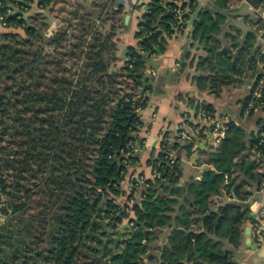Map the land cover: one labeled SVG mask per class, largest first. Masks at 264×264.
<instances>
[{"label": "trees", "instance_id": "trees-1", "mask_svg": "<svg viewBox=\"0 0 264 264\" xmlns=\"http://www.w3.org/2000/svg\"><path fill=\"white\" fill-rule=\"evenodd\" d=\"M34 1L39 9H47L56 0H0V17L6 24L0 32V188L9 197L1 210L6 216L10 207L13 214L32 207L38 210L21 216L24 223L28 222L24 231L14 229L11 218L8 224L0 225V264H142L148 244L156 238L155 230L172 221L176 228L169 244L162 248L161 264H235L233 251L223 247L222 239L227 238L235 247L240 245L241 226L249 209L232 202L209 211L208 200L219 195L222 188L246 200L250 191L242 192L245 185L255 181L261 186L264 173L256 172V162L264 163V143L260 144L264 127L247 137L242 127L233 123L227 126L219 146L206 152L215 170H206L201 180L189 183L180 215L171 214V205L177 202L172 195L180 192L176 185L180 172L179 164L169 162L171 137L167 134L158 156L149 160L162 177L147 180V189L135 203L131 201L133 195L122 190L129 167L139 160L129 155L143 143L136 135L143 126L138 110L146 107L145 94L153 88L151 79L142 72L157 50L165 49L167 36L183 32L196 0H182V10L189 9L182 22L171 0H152L146 7L136 34L138 45L127 48L124 68L134 88H143V97L123 92L119 78L124 74L115 73L105 62L103 53L108 50L110 36L103 40L95 35L93 44L81 49L86 52L88 75L82 80H77L78 72L65 76L68 68L45 48L35 50L41 37L56 49L63 43L64 33L51 38L41 36L24 14L13 15V8L25 11ZM218 1L222 9H229L230 0ZM204 23L196 22L193 36H205L218 28L217 23ZM248 36L251 39L252 35ZM250 49L248 44L234 62L227 56L222 63L223 79H215L214 85L227 84L228 80L223 81L230 78L226 73L238 71L236 63L243 62ZM214 51H210L212 62L216 58ZM260 61L264 68V54ZM101 75L104 78L98 79L93 88L92 79ZM203 108L211 117V106ZM254 151L262 154L256 162L248 156ZM10 170L17 174L16 185L8 182ZM235 170L246 179L237 182ZM31 171L36 172L26 177L25 173ZM32 178L33 188H27V200L19 201L16 197L23 187L21 181ZM133 183L137 186L139 182L134 179ZM124 197L127 198L120 200ZM120 224H128V238H113L109 233ZM193 226L204 229L198 231ZM111 243L124 247L116 252Z\"/></svg>", "mask_w": 264, "mask_h": 264}, {"label": "crops", "instance_id": "crops-1", "mask_svg": "<svg viewBox=\"0 0 264 264\" xmlns=\"http://www.w3.org/2000/svg\"><path fill=\"white\" fill-rule=\"evenodd\" d=\"M72 1H75L76 5H84L86 14L92 16V12L86 11L84 1ZM151 1L116 0L117 4L111 12H107V9L103 7L102 15L92 16L93 19H99L97 22H100V25L104 24V31L111 38L108 42L109 53L113 54L112 58L116 68L122 71L128 61L127 48L138 45L136 34L139 32L146 7ZM243 1L247 4L245 0ZM57 3L58 0L54 1L47 9H39L37 1H34L31 6L28 5L29 9L26 10L24 16L27 15L26 19L32 22L38 19V16L43 12L57 13L58 10H66L71 5L57 8ZM129 3H132L130 13H128ZM98 4L99 0L92 2L93 7ZM221 5L218 0H196L194 12L186 19L183 32L178 34L176 31L177 33L172 37L167 36L165 49L160 51V55L152 56L147 64L151 67V72L148 71L145 76L151 79L153 88L145 94L147 97L146 107L143 110H138L143 126L139 133H136L142 138L143 143L137 145L133 154L129 155L138 157L139 160L129 167L122 182V190L127 195H133L131 201H134L135 197H140L147 189L146 181L153 178V167L149 164V160L158 156L164 136L167 134L171 137V140L169 139L170 153L168 154L176 159L180 172L176 183L180 187V192L172 195L177 201L171 205V214L174 217L181 213L180 206L188 196L189 183L201 180L206 170H215V166L208 162L206 152L209 153L219 146L218 138L221 133L226 134L227 126L233 123L242 127L247 137L253 133L257 134L264 127L263 110L248 112L252 109L249 104L252 101L253 89L258 79L264 76L263 63L260 61L264 54V2L260 0L257 10L252 8L255 11L254 22L251 23L253 29L251 31L242 30L243 33L236 34L231 30V27L244 21L242 17L236 18L241 14L227 13L225 11L228 9H222ZM106 7L108 8V5ZM207 11L210 13L203 15ZM181 12V16H183L189 11L187 8ZM56 13L48 15L50 17L45 35L50 38L67 26L69 28L76 26L75 22L78 20L77 14H74L75 17L72 21L62 18ZM201 20L205 22L206 26L217 23L218 28L214 27L213 31L206 33L205 36H193L196 22ZM56 21L60 25L53 35H49L48 32ZM132 22L131 29H124ZM228 34L238 36L239 41L237 43L233 40L229 41ZM249 34L252 35L251 39H249ZM207 37H211L212 40ZM248 44L251 45V53L243 59V62L236 63L239 70L226 73L230 76L229 79L223 80L229 81L227 84L218 82L214 85L215 79H223L224 73L221 71L222 68L225 69V65H222L223 60L228 56L230 62H234L240 57L241 52L242 55L244 54L243 49ZM212 49L216 51V58L213 62L210 60ZM201 81L208 84L207 89L201 88ZM130 87L131 92L128 93H140L141 97L144 96L141 94L143 88L135 89L133 82ZM196 103L201 108L206 105L211 106L213 109V114L210 117L212 121L205 124L198 119L200 107L195 112ZM215 122L222 126V129L219 127L218 132H215ZM182 133L189 138L181 137ZM177 144L179 145L177 146ZM138 146H141V150ZM195 146L196 149H194ZM183 147L192 148L186 151ZM254 157L258 160L256 156ZM260 165L261 168L259 166L257 171L264 173V163L261 162ZM233 177H237V182L245 178L239 170H235ZM134 179L139 182L137 186L133 183ZM245 191H250V195L246 200H239L235 197L233 190L228 191L222 188L219 195L209 198L208 209L217 211L226 203L232 202L250 203V207L247 208L249 209L248 215L255 214L256 216L252 219L247 215V219L242 223L243 232L240 245L235 247L225 238L222 239L223 247L233 251L235 264H261L264 260V189L257 182L250 181V184L242 188V192ZM160 192L164 193L162 189ZM252 198L254 199L251 200ZM189 205L192 207L193 201H190ZM175 228L176 223L172 221L169 226L155 230L156 238L148 244L149 249L143 256L142 264H151V262L161 264L162 248L169 244V237ZM192 228L198 231L204 229L203 226H193ZM216 239L220 238L216 237ZM253 245H256L257 248L253 249Z\"/></svg>", "mask_w": 264, "mask_h": 264}, {"label": "rangeland", "instance_id": "rangeland-1", "mask_svg": "<svg viewBox=\"0 0 264 264\" xmlns=\"http://www.w3.org/2000/svg\"><path fill=\"white\" fill-rule=\"evenodd\" d=\"M78 1H80V0H78ZM81 1L85 2L86 11L89 10L90 12H92L93 17H99L100 15H102L101 13L103 11V7H105L107 9V12L108 11L111 12V10L117 4L116 0H99V4L97 6L93 7L92 2L95 0H81ZM107 5H108V8L106 7ZM67 6H69V7L66 10H58L57 13L56 12H46V13L43 12L40 16H38V19H36L35 21H32V23L39 29L40 35L43 36V35H45V31L47 30L46 29L47 28V22H48V18L50 17V16H48L49 14L54 15L56 13L58 16H60L62 18H67V19H70L72 21L74 19L73 17H75L74 14H77V17H78L77 22H75L76 26H72V28H69V26H67V27H65V29H63L60 32V33H64V40L60 46H58L56 49H53L51 46L47 45L43 41L44 37L43 38L41 37V39H38V42H36L35 50H37L36 48H40V49L45 48L47 53H49L52 58L57 57L58 59L63 61V65L68 68L67 73H64L65 76L71 77V75L74 72H78L77 80H82L83 78L87 77L88 75H86V73H85V66L87 65V61H86V59H84V54H86V52L82 53L81 49L83 48V50H84V47H89L90 45H92L95 35H97V36L100 35V36H102L103 40H106L109 34L105 33L104 24L101 23V25H100V22H97L99 19H93L92 16L90 17V15L86 14V12L84 11V8H83L84 5L83 6L82 5H76V2L72 1V0H58L57 8L67 7ZM228 6H229V9L226 10L225 12H227V13L228 12L229 13L235 12L236 14H241V15H237L236 18L238 19L239 17H242V19L244 20L241 24H240V22H238L237 25H232L231 30L235 34L236 33H243L242 30L251 31L253 29V26L251 25V23L254 22L253 14L255 15V13H254L255 11L252 10V7H250L248 4H245L243 0H230V3ZM108 14H110V13H108ZM132 25H133V22L131 23L130 26H125L124 29H131ZM100 31H102L103 33H97ZM0 32H1V29H0ZM228 35H229V37H228L229 41L233 40V42L235 41L236 43L239 41L238 36H231L230 34H228ZM109 50H110V48L108 49V51H106L107 53L106 52L103 53L105 62L109 63L111 70H113L115 73L122 74V75L124 74L121 78H119V81L121 83V85H119V86L122 88L123 92H131V87H130V85L132 84L131 80H129L127 77H125V74H126L125 71H122V70L116 68V65L114 63V59L112 58L113 54L109 53ZM72 54H74V55H72ZM125 61H127V59H125ZM50 69L54 70L53 67ZM99 76H96L95 78L92 79L93 88H96L95 85H96V81L98 79L104 78L103 75H101L100 78H99ZM102 82H104V81H102ZM200 84H201L202 89L208 88L207 87L208 84H206V82L201 81ZM103 86H100V88H103ZM43 108H44V105H43ZM185 150L189 151L187 149H185ZM248 156H249V159L251 161L256 162V159L254 156H252V155H248ZM256 164L258 165L256 168V172H258L257 170H258L259 166L261 168V165L259 162H256ZM33 172L35 173L36 171H31V172L25 173L26 177L30 178V176L33 174ZM10 173H11L12 177H10V176L7 177L9 179L8 182L11 183L12 185H16V182H14V178L16 177L17 174H14L15 172L12 170H10ZM32 182H33V178H32V180L29 179L27 181L26 180L21 181L23 187L21 186L22 188L19 189V191L17 192L18 197H16V198H20L19 201L27 200L26 199L27 194H28L27 188L28 187L33 188ZM11 189L14 191L13 188H11ZM140 197L139 196H138V198L135 197L134 201H132V203H135V201L137 202L138 200H140ZM33 199H38V196H33ZM253 199L254 198H252L251 200H253ZM8 200H9L8 195L3 194L1 192V188H0V225L8 224L9 220L11 218V221L13 222L12 227L14 229H19V231H24L25 229L28 228V224H27L28 222L25 221V223H24V221L22 220L23 217H21V216L22 215L28 216L29 213H37V211H38L37 208H35V207L26 208L25 210L18 212L17 214H15V213L13 214L12 207H10L8 210L9 214L6 216L4 214V212L1 210V207L5 206L6 202ZM206 202H207V200H206ZM203 203H205V200H204V202L199 203V205H202ZM28 205L32 206L33 203H28ZM25 212H26V214H23ZM126 222L127 221H125V223ZM125 225L120 224L116 229H110L108 231H109V233L110 232L113 233V238L114 237H120L121 239L128 238L129 234H128V231L126 229L128 224L126 226ZM118 245L119 246L116 247V245L111 243L110 246H112L115 249V251L117 252V251H121L124 247L123 244L118 243ZM152 255H154V253H152ZM150 261H153V260L150 259ZM151 264H154V262H151Z\"/></svg>", "mask_w": 264, "mask_h": 264}, {"label": "built area", "instance_id": "built-area-1", "mask_svg": "<svg viewBox=\"0 0 264 264\" xmlns=\"http://www.w3.org/2000/svg\"><path fill=\"white\" fill-rule=\"evenodd\" d=\"M16 9H17L18 13H20V14L21 13L24 14L26 12V10H27L25 8H24L25 11H22V10L20 11V9H18V8H16ZM0 24H1L2 28L6 27V24L3 23V18L2 17H0ZM251 99H252V101L249 104V107L252 108V109H251V111L250 110L248 111L249 113L252 112V111H256V110H263L264 111V77L260 78L258 80V82L256 83V86L254 87L253 92H252ZM198 119L202 120L205 124L209 123L210 121H212V119L210 118L209 112L205 108H200L199 113H198ZM214 126H215V132H218L219 127H221V129H222V126L219 125L218 122H215ZM223 133L220 134V137L218 138V141H220L221 139H223L225 137V134H223ZM181 137H184V138H187V139L189 138L186 135H184V133L181 134ZM260 139H261L260 140V144H263L264 143V131L260 134ZM253 154L257 158L262 156V154L259 151H254ZM169 157H170L169 162L171 164L177 163L176 159L173 156H169ZM155 177L161 178L162 174L155 167H153V178H155ZM162 179L164 181H166V178H162ZM261 188L264 189V180L261 183Z\"/></svg>", "mask_w": 264, "mask_h": 264}, {"label": "water", "instance_id": "water-1", "mask_svg": "<svg viewBox=\"0 0 264 264\" xmlns=\"http://www.w3.org/2000/svg\"><path fill=\"white\" fill-rule=\"evenodd\" d=\"M171 1H173L174 2V4L178 7V11H177V15H178V20L180 21V22H182L183 21V16H181L180 15V13H181V11H182V9H183V4H184V1H182V0H171ZM245 2L249 5V6H251L252 8H254V9H258L259 8V2H260V0H245ZM14 9V14L13 15H18L19 13H18V11L15 9V8H13ZM132 10V3H129V6H128V13H130V11ZM188 11H189V9H188ZM27 17V15H25V18ZM59 25H60V23L58 22V21H56L55 23H54V25H53V27L50 29V31L48 32V34L49 35H53V33L55 32V30L59 27ZM175 30V29H174ZM157 54L158 55H160L161 54V52L159 51V50H157ZM151 70V67L149 66V65H147L146 66V70H144L143 72H142V74H145L146 75V73L148 72V71H150ZM151 72V71H150ZM149 75H151V74H149ZM141 94L143 95L144 94V90H142L141 91ZM197 109H198V104L196 103V105H195V109H194V111L196 112L197 111ZM137 135V134H136ZM218 137V136H217ZM138 148L141 150V146H138ZM194 149H196V146H195V148ZM242 207H246V208H249L250 207V203L249 202H243V203H241L240 204ZM255 214H249L248 215V218H252V219H254L255 218ZM257 247H256V245L254 246L253 245V249H256ZM256 262H258V260H256ZM264 263V260H263V262H261V264H263Z\"/></svg>", "mask_w": 264, "mask_h": 264}, {"label": "flooded vegetation", "instance_id": "flooded-vegetation-1", "mask_svg": "<svg viewBox=\"0 0 264 264\" xmlns=\"http://www.w3.org/2000/svg\"><path fill=\"white\" fill-rule=\"evenodd\" d=\"M182 13V12H181ZM181 13H180V15H181Z\"/></svg>", "mask_w": 264, "mask_h": 264}]
</instances>
